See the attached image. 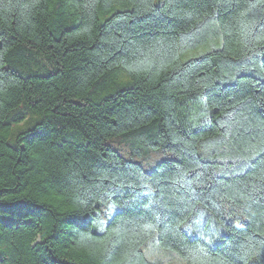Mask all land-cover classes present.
I'll return each instance as SVG.
<instances>
[{
  "label": "trees",
  "instance_id": "16d2710c",
  "mask_svg": "<svg viewBox=\"0 0 264 264\" xmlns=\"http://www.w3.org/2000/svg\"><path fill=\"white\" fill-rule=\"evenodd\" d=\"M0 264H264V0H0Z\"/></svg>",
  "mask_w": 264,
  "mask_h": 264
},
{
  "label": "rangeland",
  "instance_id": "374dc122",
  "mask_svg": "<svg viewBox=\"0 0 264 264\" xmlns=\"http://www.w3.org/2000/svg\"><path fill=\"white\" fill-rule=\"evenodd\" d=\"M197 53H198V49L188 53V56H196Z\"/></svg>",
  "mask_w": 264,
  "mask_h": 264
}]
</instances>
